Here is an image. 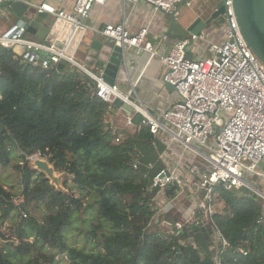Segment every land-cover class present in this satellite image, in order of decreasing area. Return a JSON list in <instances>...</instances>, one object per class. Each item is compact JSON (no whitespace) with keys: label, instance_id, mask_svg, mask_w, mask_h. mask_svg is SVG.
Listing matches in <instances>:
<instances>
[{"label":"trees","instance_id":"trees-1","mask_svg":"<svg viewBox=\"0 0 264 264\" xmlns=\"http://www.w3.org/2000/svg\"><path fill=\"white\" fill-rule=\"evenodd\" d=\"M91 82L66 61L45 70L0 46V166L12 165L18 177L17 188L0 182V225L12 231L0 234V264H55L64 257L68 264H217L208 224L175 233L181 219L158 213L157 190L148 189L164 167L160 140L140 116L132 132L108 125L120 106L97 98ZM34 155L66 176V192L28 165ZM178 190L169 187L164 198ZM214 191L223 210L213 219L228 243L220 264H264L261 199L221 186ZM74 219L84 225L75 228L82 247L68 241Z\"/></svg>","mask_w":264,"mask_h":264},{"label":"built area","instance_id":"built-area-1","mask_svg":"<svg viewBox=\"0 0 264 264\" xmlns=\"http://www.w3.org/2000/svg\"><path fill=\"white\" fill-rule=\"evenodd\" d=\"M23 1L0 0V5ZM103 1L74 0L70 12L57 11L47 4H41L36 9L38 13L70 23L74 28H87L84 21L93 5ZM124 1L143 2L154 11L170 13L181 0ZM223 5L224 23L220 25L223 39L220 42L208 41L205 32L201 31L198 35L189 34L166 51L161 46L154 47L147 40V27L131 34L124 23H119L107 24L99 31L123 51H144L150 60L162 65V82L174 87L177 98L171 108L157 114L138 100L133 83L127 91L121 90L117 77L114 84L109 85L103 81L101 73L94 75L79 67L73 56L65 53V48L57 50L49 43L27 40L24 37L26 31L20 26L0 37V46L12 50L22 62L47 70L66 61L91 78L97 98L109 104L119 100L128 105L131 113L125 114L124 125L118 128L129 132L134 130L133 117L140 116V125L147 127L165 146L159 155L164 167L152 178L148 190L156 189L157 198L164 197L172 186L188 189L193 208L188 217L171 230L189 231L193 225L203 227L208 224L213 241L211 251L217 264H220L219 256L228 243L213 219L218 213V196L214 188L221 186L226 191L238 192L245 187L264 200V193L246 178L247 174H251L264 179V173L257 171V167L264 162V66L239 32L233 0H223ZM165 38L162 35L161 39ZM202 41H207V55L192 58L190 50H195V44ZM115 141L118 142L119 138ZM172 144L180 148L174 160L167 150ZM197 159L201 162H196ZM187 162L189 164L184 168ZM133 168H136V163ZM216 242L220 243V248L216 247ZM240 252L247 255L244 250Z\"/></svg>","mask_w":264,"mask_h":264},{"label":"crops","instance_id":"crops-1","mask_svg":"<svg viewBox=\"0 0 264 264\" xmlns=\"http://www.w3.org/2000/svg\"><path fill=\"white\" fill-rule=\"evenodd\" d=\"M220 0H181L170 13L162 11H154L151 6L143 3H129L124 0H104L102 3L93 5L89 17L84 21L87 31L79 42L73 56V60L77 65L94 75L102 74L111 49L114 47L113 41L107 39L99 33L107 24L124 23L125 28L131 34H135L142 27H147V40L152 43L154 47H163L166 51L178 40V35L182 39L187 37L190 33L187 28L193 21L198 18L202 20L208 19L215 10V6ZM22 3L29 6L35 13L36 7L41 4H47L54 7L57 11L70 12L74 0H24ZM12 3H2L0 5V37L5 35L12 28L18 26L20 20L19 15L11 8ZM189 4V5H188ZM174 14L177 19L171 35H167L165 39H161L165 35L171 24V17L169 14ZM207 36L208 41L220 42L223 39V29L219 26L211 25L203 30ZM24 37L27 40L38 41L37 38L27 32ZM207 41H202L195 44V50L191 49V57L198 58L207 55L206 44ZM164 69L162 65L156 60H150L149 56L144 51H137L136 49H129L126 51V63L120 69L117 75V81L122 91H127L130 88V83L135 85V93L138 100L146 107L152 110L153 113H161L171 108L176 100V93L174 90L166 89L162 82V75ZM124 78L127 80L124 81ZM120 110V108H119ZM119 115H122L123 122L125 120V112L123 110H116L109 114L110 125L113 127L122 126L117 121ZM133 129H131V132ZM161 142V141H160ZM164 146L163 142H161ZM179 146L172 144L168 150L169 156L172 160L176 159L179 151ZM165 150V146H164ZM196 162H201L197 159ZM189 162L184 164L188 166ZM183 170V169H182ZM185 171V169H184ZM184 171L182 173H184ZM259 173H264V162L257 167ZM260 179V178H259ZM254 184V183H253ZM261 187L264 190V179H260ZM260 189L256 184H254ZM180 189V188H179ZM189 192V191H188ZM180 191L178 190L174 197L165 199L169 204L159 208L161 214L170 213L183 221L190 212L187 207L191 203L192 196L189 195L181 205ZM188 200V201H187ZM219 202V201H218ZM220 203V202H219ZM223 210L222 203H220L219 212Z\"/></svg>","mask_w":264,"mask_h":264},{"label":"water","instance_id":"water-1","mask_svg":"<svg viewBox=\"0 0 264 264\" xmlns=\"http://www.w3.org/2000/svg\"><path fill=\"white\" fill-rule=\"evenodd\" d=\"M11 8L19 15L20 20L18 26L37 38L39 42L49 43L57 50L65 48V53L74 56V52L81 41L87 28L76 27L62 20H54L45 13L34 12L29 6L22 2H13ZM233 11L239 32L250 48L252 53L264 66V0H233ZM225 7L223 0H220L215 6L214 12L206 20L196 19L189 25L187 32L198 35L207 27L214 25L219 26L224 23ZM171 24L165 36L171 35V32L177 24L174 14H169ZM178 40H182V36L178 35ZM126 63V51L114 46L108 57L107 64L102 72L101 78L109 85H113L120 69ZM166 89L172 91L174 87L164 84ZM91 88L94 89L95 84L91 82ZM115 105L121 106L125 114L131 113V108L122 104L119 100L113 102ZM109 125V124H108ZM37 171L46 175L47 179L53 178V168L43 160L34 161ZM240 195L256 197L259 194L250 192L245 187L239 189ZM177 233L176 229H173Z\"/></svg>","mask_w":264,"mask_h":264},{"label":"rangeland","instance_id":"rangeland-1","mask_svg":"<svg viewBox=\"0 0 264 264\" xmlns=\"http://www.w3.org/2000/svg\"><path fill=\"white\" fill-rule=\"evenodd\" d=\"M119 111L120 110L118 109V112ZM107 120L110 122L111 118L108 117ZM122 120H123L122 115H119L118 118H117V121H119L118 123L120 125H124V122ZM36 160H43V161L47 162L46 159L40 158L38 155H34L32 157H28V159H27L28 165L34 170H36V168L34 166V161H36ZM48 165H49V163H48ZM49 167H52V166L49 165ZM37 172H39V171H37ZM246 178L251 183V185L255 186L254 184H256L260 188L259 190L264 193V190H262L263 188L261 187V184H259L260 183V179L257 176H254V175H251V174H247ZM65 179H66V176L64 174H60V173H57V172L54 171L53 172V178H50L48 180H49L50 184L53 187H55L57 190H61L63 192H66V188L63 187V181H65ZM0 182L3 183V184H7L8 186H13L15 188L18 187V177H17L15 171L13 170V166L12 165H10L9 167H6V168H2L0 166ZM179 191L181 192L180 193L181 196H180L179 199H181L180 200L181 203H182L181 205H183L184 201H186V198H187V196L189 195L190 192H188V189L185 188V187H181L179 189ZM73 194L75 196L77 195L76 192H73ZM258 197L261 199L262 203L264 204L263 198L260 195H258ZM14 202L18 204V203L21 202V200H20L19 197H14ZM155 204H156L155 205L156 207H164L166 204H169V202H167L164 197H157V198H155ZM187 208H188L187 211L190 212L192 210V208H193L192 203H190L189 207H187ZM219 208H220V203L218 202L217 206H216V210L218 212H219ZM42 212H43V209H41V213L38 212V214H36V215L39 216V215L42 214ZM158 213H159V215L161 214V212H158ZM156 221L157 220H155V222ZM183 221H184V219H183ZM183 221H181V223ZM162 225L163 226L160 227L162 230H165V231L168 230V226L167 225H165V224H162ZM72 227H73V229L70 230L67 233V237H68L69 243H71V244H73V245H75L77 247L84 246V244L82 242V238L80 237V236H82V234L78 233V231L76 232V230H75V228H84V225L81 222H78V221H76V219H74ZM11 233H12V231L10 230V224L3 223L2 225H0V234H4L5 237H8ZM1 243H5V242H1ZM55 264H68V261L64 257L63 259H59Z\"/></svg>","mask_w":264,"mask_h":264}]
</instances>
